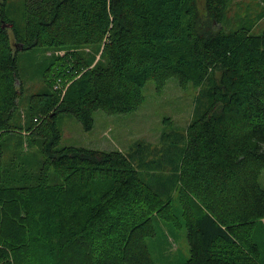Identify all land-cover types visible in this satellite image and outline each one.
I'll list each match as a JSON object with an SVG mask.
<instances>
[{"label": "trees", "instance_id": "trees-1", "mask_svg": "<svg viewBox=\"0 0 264 264\" xmlns=\"http://www.w3.org/2000/svg\"><path fill=\"white\" fill-rule=\"evenodd\" d=\"M254 2L255 20L224 30L214 23L231 0H206L205 21L197 0H0L1 165L3 137L21 130L20 55L66 51L46 57V87L29 101L41 173L4 185L0 167V264H158L155 220L186 229L182 264H264V31L253 33L264 0ZM171 78L200 89L182 150L169 134L153 153L59 147V116L91 130L96 113H132L148 80L162 91ZM161 151L169 158L153 165Z\"/></svg>", "mask_w": 264, "mask_h": 264}, {"label": "rangeland", "instance_id": "rangeland-1", "mask_svg": "<svg viewBox=\"0 0 264 264\" xmlns=\"http://www.w3.org/2000/svg\"><path fill=\"white\" fill-rule=\"evenodd\" d=\"M253 2L254 0H231V9L226 15L224 24L216 22L215 27L230 30L248 18L255 20L256 12L249 10L251 6L254 9L255 2ZM197 3L199 16L205 21L208 18L206 0H197ZM263 31L264 19L256 23L253 33L260 35ZM95 49L97 50L94 51L93 48L82 50L85 55L88 54V58L90 55L94 59L93 65L104 61L101 58L103 48ZM64 52L66 51L35 50L33 53L29 51L20 55L19 64L24 89L23 94L17 99L12 125L21 130L16 129L20 132L17 136L12 135L2 139L5 151L0 167L4 185H24L34 179L30 178V175L34 177L41 173L45 159L41 153V143L31 142L28 139L29 101L33 94L39 93L46 87L42 76L46 57H52L53 54L64 55ZM199 92L200 89L196 85L191 83L183 87L176 78L167 80L162 91L155 81L148 80L143 88V102L137 110L124 115H108L100 111L97 124L91 130H86L72 116H59L57 123L62 135L59 147L82 146L100 151H121L127 155H133L138 150L147 153L149 148L153 153L154 149L167 150L169 146L163 142V138L165 134H169L172 139H179L177 149L182 150L185 146V130L195 116L196 97ZM178 151L180 153V150ZM161 157L167 159L169 155L163 151L153 155V159H156L153 160V165ZM260 181L264 186V173ZM54 183L56 182L51 180L50 184ZM173 195L178 196L177 192ZM155 224L158 226V238L147 244L156 262L182 264L189 257L186 229H171L157 220Z\"/></svg>", "mask_w": 264, "mask_h": 264}, {"label": "crops", "instance_id": "crops-1", "mask_svg": "<svg viewBox=\"0 0 264 264\" xmlns=\"http://www.w3.org/2000/svg\"><path fill=\"white\" fill-rule=\"evenodd\" d=\"M98 114H100V113H96V115H95V124H97V116H98Z\"/></svg>", "mask_w": 264, "mask_h": 264}, {"label": "water", "instance_id": "water-1", "mask_svg": "<svg viewBox=\"0 0 264 264\" xmlns=\"http://www.w3.org/2000/svg\"><path fill=\"white\" fill-rule=\"evenodd\" d=\"M9 26V25H8Z\"/></svg>", "mask_w": 264, "mask_h": 264}]
</instances>
